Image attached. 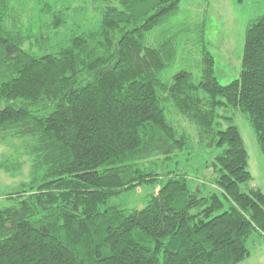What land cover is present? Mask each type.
Here are the masks:
<instances>
[{
  "label": "trees",
  "instance_id": "16d2710c",
  "mask_svg": "<svg viewBox=\"0 0 264 264\" xmlns=\"http://www.w3.org/2000/svg\"><path fill=\"white\" fill-rule=\"evenodd\" d=\"M181 3L104 0L96 29L36 56L11 1L0 0V143L21 141L31 163L30 180L0 207V264H241L264 245V193L251 186L227 114L246 116L264 156V15L247 25L238 80L215 77L204 20L201 74L165 81L186 32L174 21ZM42 11L53 30L66 25L69 9ZM171 107L212 155L206 181L218 192L191 186L179 162L191 139L168 119ZM145 185L143 206L108 205Z\"/></svg>",
  "mask_w": 264,
  "mask_h": 264
},
{
  "label": "rangeland",
  "instance_id": "374dc122",
  "mask_svg": "<svg viewBox=\"0 0 264 264\" xmlns=\"http://www.w3.org/2000/svg\"><path fill=\"white\" fill-rule=\"evenodd\" d=\"M13 12L21 17L24 35L29 33V41L25 48L36 56L56 52L61 46H66L73 35L96 29L101 21V10L104 0H10ZM52 6L54 10L69 9L67 23L60 30L50 27L51 17L42 11L43 7ZM264 15V0H182L181 11L177 19L186 32L178 43V59L168 63L167 71L162 76L165 81H171L179 71H189L199 77L201 68V46L196 44L198 34L195 27L205 20V47L212 53L215 60V77L223 85H229L238 80L241 75V65L245 45V32L248 23ZM32 35L38 36L34 42ZM43 36V37H42ZM32 43V49H29ZM227 114L233 117L238 126L245 147L250 157V171L254 177L251 186L259 188L264 193V156L262 155L255 132L250 128L246 116L238 110L227 109ZM167 117L179 131L189 135L192 143L179 157L182 168L189 167L191 186L196 183L204 184V196L216 191L217 188L207 183L212 176L210 165L212 155L198 143L196 127L178 115L172 107ZM21 142V141H20ZM17 140L7 139L0 143V207L9 204L7 196L16 191L23 182L31 178V163L26 153V146ZM21 167L19 170L8 172L7 168ZM194 169L196 171H194ZM40 168L36 174L39 178L44 174ZM244 190V186L242 187ZM151 185L139 187L121 196L113 198L108 205L124 207H141L144 197L151 191ZM256 238V237H255ZM255 248L263 243L257 242ZM251 246L253 243L251 242ZM255 246V245H254ZM259 246V247H258ZM251 264H264V258H254Z\"/></svg>",
  "mask_w": 264,
  "mask_h": 264
},
{
  "label": "crops",
  "instance_id": "0c3cea01",
  "mask_svg": "<svg viewBox=\"0 0 264 264\" xmlns=\"http://www.w3.org/2000/svg\"><path fill=\"white\" fill-rule=\"evenodd\" d=\"M259 247V246H258ZM264 258V245L260 248H255V250L253 251V255L250 259L244 261L241 264H251V261L254 260V258Z\"/></svg>",
  "mask_w": 264,
  "mask_h": 264
}]
</instances>
